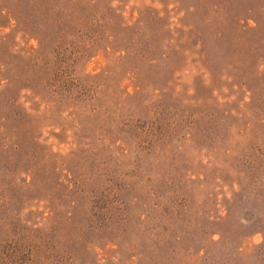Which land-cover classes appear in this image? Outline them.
Listing matches in <instances>:
<instances>
[{
  "label": "rangeland",
  "instance_id": "obj_1",
  "mask_svg": "<svg viewBox=\"0 0 264 264\" xmlns=\"http://www.w3.org/2000/svg\"><path fill=\"white\" fill-rule=\"evenodd\" d=\"M0 264H264V0H0Z\"/></svg>",
  "mask_w": 264,
  "mask_h": 264
}]
</instances>
